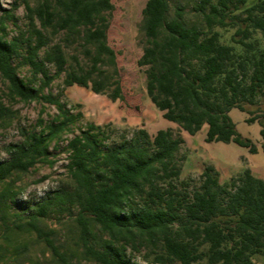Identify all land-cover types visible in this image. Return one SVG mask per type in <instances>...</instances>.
<instances>
[{"label": "trees", "instance_id": "1", "mask_svg": "<svg viewBox=\"0 0 264 264\" xmlns=\"http://www.w3.org/2000/svg\"><path fill=\"white\" fill-rule=\"evenodd\" d=\"M19 2L27 29L12 40L0 34V81L21 101L42 98L61 109L57 97L44 94L55 77L64 73L65 87H85L92 75L116 59L107 39L113 3L15 0L4 17L12 18ZM245 3L196 0L197 20L189 23L183 5H174L171 14L169 0H147L138 63L148 65L146 93L163 118L189 133L207 124L206 142L233 141L253 153L256 146L240 137L229 116L232 108L251 114L247 106L264 100V0L247 7ZM216 27L234 28L231 44L220 41ZM57 35H63L61 42H53ZM72 44L80 47L86 65L74 54L68 61L64 48ZM14 58L29 67V82L38 79V86L19 77ZM13 113L0 99V121ZM73 119L57 118L40 133L22 131V141L11 143L9 157L0 161V183L45 160L49 142ZM256 119L264 139V116L247 121ZM108 125L89 122L86 130L68 140L67 170L73 188L50 192L32 206L27 220L16 225L44 242L56 264L75 263L55 244L54 230H45L37 221L51 211L63 213L72 207L77 208V244L95 264H137L127 255V246L153 253L151 264L204 259L207 264H255L252 256L264 255V180L245 168L220 184L215 168L206 166L199 184H193L191 178H180L182 139L171 128L158 129L152 137L138 128L120 142L103 144L97 134L107 138ZM13 196L7 188L0 191L2 214ZM94 225L106 238L94 232Z\"/></svg>", "mask_w": 264, "mask_h": 264}, {"label": "rangeland", "instance_id": "2", "mask_svg": "<svg viewBox=\"0 0 264 264\" xmlns=\"http://www.w3.org/2000/svg\"><path fill=\"white\" fill-rule=\"evenodd\" d=\"M15 0H0V34L7 40L20 37L27 29V17L23 3L13 11V17H4V11L9 10ZM113 10L110 16L107 39L110 47L115 51L116 59L108 66L101 68L92 75L88 85L76 84L65 87L63 85L64 73L55 77L44 88V94L51 93L59 99L61 109L54 104L40 98L33 101H21L10 95L6 86L0 81V99L5 105L11 107L13 116L5 121H0V161L9 157V145L13 142L22 141V131L40 133L48 124L57 122V118L73 116V121L67 124L65 131L56 139L49 142L47 158L30 167L26 172H14L3 183H0V191L7 188L14 192L13 200L9 201L8 207L0 204V264H56L50 248L39 241L33 232L18 230L16 225L27 220V215L32 206L41 201L50 192L59 188L72 189L71 179L67 164L69 151L67 142L80 130H86L88 123L93 122L104 126L106 136L97 134L100 142H120L126 135L128 137L138 128H144L152 137L158 129L171 128L174 135L182 139L180 155L185 158L181 166V179L191 178L193 184H199L200 174L206 166H213L218 173L220 184L230 177L240 173L248 167V163H259L264 167V139L260 134V125L256 120L249 122L247 118H263L264 100L255 106H247L248 114L237 108L229 111V116L235 125L236 132L240 137L250 140L256 147L260 145V151L253 155L247 147L234 142L207 143L205 141L204 127L201 126L193 133L168 121L162 117L150 101L145 87L147 64H139L138 59L142 54V37L144 30L141 29V19L145 11L147 0H111ZM258 0H246L245 7L254 4ZM196 0H169L172 14L174 5L185 7L187 21L194 22L197 15L193 11ZM145 14V12H144ZM220 33V41L231 44L230 37L234 28H215ZM63 35L53 37V42H61ZM68 61L71 54L77 55L82 64L88 60L76 44L64 48ZM237 52L241 51L235 46ZM20 58H14L17 73L27 84L38 86L40 81L29 82L32 75L27 65L19 63ZM50 73L55 72L54 66L49 64ZM81 113V115H78ZM246 137V138H245ZM260 140L259 144H255ZM213 171L212 173H214ZM77 208L72 207L69 211L60 213L51 211L45 217L38 219L37 223L45 230H54L55 244L60 250L69 255L75 264H95L94 261L82 255V247L78 242V226L75 221ZM20 214L21 219H18ZM9 228V229H8ZM94 232L106 238L98 226L93 227ZM126 253L137 264H151L154 254L145 248L133 249L126 247ZM255 264H264V255L252 256ZM172 264H179L174 262ZM192 264H207L201 260Z\"/></svg>", "mask_w": 264, "mask_h": 264}, {"label": "crops", "instance_id": "3", "mask_svg": "<svg viewBox=\"0 0 264 264\" xmlns=\"http://www.w3.org/2000/svg\"><path fill=\"white\" fill-rule=\"evenodd\" d=\"M202 126L204 127V131H205V135H206L207 124H203ZM216 141L217 140H213V141L207 142V143H213V142H216ZM217 142L230 143V142H233V141L224 142V141H220L219 140ZM259 143H262V142H260V140H256V143L255 144H259ZM259 147H260V145L259 146L257 145L256 152H253V153L250 152V153L253 154V155L257 154L260 151V148ZM248 167H249V169L251 170V172H252V174L254 176H256V177L261 178L262 180H264V167L262 165H260L259 163H257L256 165H254V164L252 165V164L248 163Z\"/></svg>", "mask_w": 264, "mask_h": 264}]
</instances>
